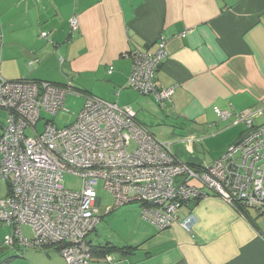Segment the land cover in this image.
Masks as SVG:
<instances>
[{"label": "crops", "instance_id": "0c3cea01", "mask_svg": "<svg viewBox=\"0 0 264 264\" xmlns=\"http://www.w3.org/2000/svg\"><path fill=\"white\" fill-rule=\"evenodd\" d=\"M161 39L167 56L154 82L173 87L162 105L126 86L130 54L152 53ZM0 78L67 83L85 99L128 106L145 127L154 118L170 120L187 130L179 135L185 148L172 153L198 165L205 161L195 156L201 140L204 146L209 136L228 135L233 143L245 131L237 112L257 107L264 113V0H0ZM214 106L230 116L220 118ZM6 114L0 108V131ZM101 202L90 245L130 251L92 254L89 264H264V219L241 214L218 196L190 201L161 230L141 217L138 204L107 211L112 202ZM189 214L187 229L180 221ZM4 235L1 227L0 249ZM23 250L24 257L4 264H66L55 247Z\"/></svg>", "mask_w": 264, "mask_h": 264}, {"label": "built area", "instance_id": "2783aa9c", "mask_svg": "<svg viewBox=\"0 0 264 264\" xmlns=\"http://www.w3.org/2000/svg\"><path fill=\"white\" fill-rule=\"evenodd\" d=\"M77 25L74 16L70 26ZM165 44L159 40L152 53L133 51L126 80L127 87L152 95L161 105L173 92L154 82L167 56ZM70 91L69 85L48 81L0 78V108L7 112L0 131V178L8 186L0 199V222L11 229L3 237L4 248L55 247L66 264H89L88 237L100 222L99 181L112 197L107 211L138 204L141 217L159 230L178 220L182 206L210 195L241 214L242 208H252L264 219V124H253L261 108L237 112L235 121L245 125L242 136L210 163L190 165L172 153L169 142H160L135 121L128 106L94 95L86 96L72 123L57 127L44 120L39 132L41 111L66 110L63 101ZM213 110L220 118L230 116L217 106ZM28 128L33 134H26ZM65 173L81 180L79 189L65 187ZM191 223V214L180 221L187 229ZM22 225L30 228L31 237L23 234Z\"/></svg>", "mask_w": 264, "mask_h": 264}, {"label": "rangeland", "instance_id": "374dc122", "mask_svg": "<svg viewBox=\"0 0 264 264\" xmlns=\"http://www.w3.org/2000/svg\"><path fill=\"white\" fill-rule=\"evenodd\" d=\"M68 84L66 83V86ZM66 91L67 87H65ZM84 97L82 96V94L76 91H70L67 93V95L64 97V101H63V107L66 110H62L59 109L58 112L56 114H49L46 113L44 111H41V119L38 121V123L36 124V129L40 132L43 129V124H44V120H51L56 126L58 127H62L64 125H68L70 122L73 121V119L75 118V116L79 113V111L81 110L83 104H84ZM145 114V113H144ZM146 115V114H145ZM147 118H151L150 115H146ZM160 118V117H159ZM176 123H180L179 121ZM254 125H258V124H264V113L255 116L254 118ZM147 125H151L149 127H146V129L149 132H153L155 133V137L160 141V142H173L172 147H171V151L174 153V149L176 151V147L177 145L181 146L182 148H185L184 143H181V134H185L186 133V128L185 127H178V125L176 126L174 122L172 121H166V122H162L161 120H155L152 119L151 124H147ZM244 125V124H243ZM175 126V127H173ZM190 127L189 124H186V127ZM206 130H209L208 127H206ZM174 131V132H173ZM151 132V133H152ZM173 133V134H172ZM26 134H33L32 130L30 128L26 129ZM228 137V138H227ZM229 136L227 135H221L219 137H207L205 138V140H207L208 142H206V145L208 148L204 147L202 145L203 140H201V143L199 145V148L197 149V151H195L196 153V157H199L200 160L204 159L206 163H210L213 159H215L216 157H218L231 143L228 142ZM178 159L181 161L186 162L185 157H181L178 156ZM63 184L65 185V187L67 188H73V189H79L80 185H81V180L72 175V174H68L65 173L64 177H63ZM0 190H6V186H5V181L2 180L0 178ZM96 191L98 196H101L102 202L101 205L104 204H110L112 202V197L111 195L102 189V182L99 181V184L96 186ZM112 204V203H111ZM110 204V205H111ZM254 209L251 208V210H249L251 215H254ZM2 227V235L5 233H10L11 229L10 227L6 226V225H2V223L0 222V228ZM22 232L25 236L31 237V230L27 225H22L21 227ZM6 252V254H17V257L14 258H18L20 257L19 255H22V257H24L23 255L25 254V252L27 250H14V249H8V250H4Z\"/></svg>", "mask_w": 264, "mask_h": 264}, {"label": "trees", "instance_id": "16d2710c", "mask_svg": "<svg viewBox=\"0 0 264 264\" xmlns=\"http://www.w3.org/2000/svg\"><path fill=\"white\" fill-rule=\"evenodd\" d=\"M188 164L193 165L191 163L188 162ZM243 213L246 215L247 209L242 208ZM91 247V255L96 254V255H101V256H105L106 254H111L114 251L120 252L122 254H127L129 253L130 250H126V247H117V246H110L109 244H105L104 246H90ZM4 250H8L7 248H1L0 249V259L3 257H6L4 259V261H0V264H4V262H6L7 260H9L12 257H17L18 255L13 253V254H6V252ZM58 251V250H57ZM20 257L22 255H19Z\"/></svg>", "mask_w": 264, "mask_h": 264}, {"label": "bare ground", "instance_id": "6f19581e", "mask_svg": "<svg viewBox=\"0 0 264 264\" xmlns=\"http://www.w3.org/2000/svg\"><path fill=\"white\" fill-rule=\"evenodd\" d=\"M154 52V51H153ZM158 69V68H157ZM72 90V89H71ZM80 94V93H79ZM86 97V96H85ZM253 124H255V123H253ZM245 215V214H244ZM185 228V227H184Z\"/></svg>", "mask_w": 264, "mask_h": 264}]
</instances>
